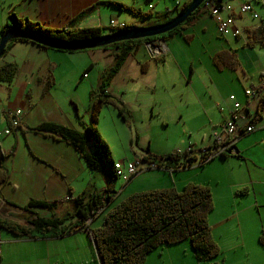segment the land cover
Returning a JSON list of instances; mask_svg holds the SVG:
<instances>
[{
    "label": "crops",
    "instance_id": "crops-1",
    "mask_svg": "<svg viewBox=\"0 0 264 264\" xmlns=\"http://www.w3.org/2000/svg\"><path fill=\"white\" fill-rule=\"evenodd\" d=\"M153 1L0 0V30L12 20V14H16L20 20L39 22L44 27L51 29L100 27L104 33L109 34L112 32L109 25L112 18L125 24L131 18L133 23H130V26L134 27L157 26L174 18L183 10L186 3L184 0H170L164 9H158ZM163 1L167 4V0ZM248 1L259 14L258 18L254 19L251 14H241L240 4ZM175 2L176 6L173 8ZM225 2L231 6V9L224 11L223 14L234 16L243 35L240 37L227 35L226 43L222 45L223 48H226L223 51L233 52L236 59L238 55L241 60H245L247 59V50L255 49L256 45L261 43H255L253 39L257 38L253 37V33L259 28L264 30V13L260 11V9H264V0H225ZM150 5L153 7L150 8ZM131 10L140 12V14H134ZM146 13L147 17L141 15ZM246 16L250 18L249 22H245L248 24L244 23ZM214 30L216 36L217 34L219 36L214 18L204 12L202 17L198 16L194 25L176 35L183 36L190 33L197 37L199 34H206ZM176 35V38L160 39L155 42L165 46L169 53L170 46L167 43L177 39ZM227 38L234 39L236 43L229 44ZM99 49L105 57L110 58V61L106 64L104 71L99 73L97 81L91 83L87 82L91 76L90 71L92 72L94 69L93 66L88 68L91 63L88 57V54L91 53L88 52L90 50L69 52L42 48L28 42H18L0 60L2 64L7 62L18 64V73L11 84L0 81V109L22 110L21 127L15 129L12 134L0 135V154L5 155L3 164L8 171V178L0 183V214L4 217L20 222H24L26 219L24 218L25 211L23 214L21 210L7 203L25 206L32 199L67 200L70 197V190H73L74 196L85 191H89V194L93 196L104 194L105 176L101 173L100 179L104 183L103 181L100 184L95 181L87 183L86 176L89 169L71 145L45 132L31 130L43 122L52 121L80 131L82 128L79 129L76 120L73 119L75 116L78 117L80 112L86 118L84 122L88 124L87 114L90 112V103L87 106L84 103L70 104L67 98L70 99L71 95H65L62 91L73 90L81 85L89 87L91 90L100 83L102 76L115 63V59L111 60V57H114L111 50ZM129 56L120 71L127 64ZM153 57L161 58L158 55ZM147 64L146 67H151L150 62ZM227 69L229 71L237 70V68L233 70L228 67ZM86 70L88 75L82 77ZM190 71L193 73L192 69ZM50 78L54 83L44 92L45 85ZM235 78L240 86L246 87L244 93H240L233 86L228 93L221 94L223 102L218 107L222 113V120H212L213 131L210 132V143L207 146L212 144V132H215L218 126L223 123L227 116V110H230L233 103L230 100L231 95H234L245 106L241 110L244 117L240 121L241 124L250 123L256 115L260 98L249 99L245 95V90L249 87L264 89L260 85L264 82V67L261 64L254 71V64L248 60L247 68L243 70L240 77L236 74ZM56 94L62 95L57 96ZM72 95L73 100L77 102L75 95ZM252 124L255 129L241 136L236 143L239 151L237 156L232 155L206 162L213 163L210 169L211 173L205 176L201 175L199 172L205 168V165L198 162L180 168L172 166L173 168L167 170H147L121 188L115 200L112 201L113 203H109L110 206H115L129 195L140 191L164 189L171 186L182 190L188 182L208 185L214 200V209L209 214V223L212 235L215 234L213 237L221 249L222 264H264V112L262 118ZM7 126L8 121L5 116L0 115V130ZM135 154L137 153L130 148L129 153L121 159L136 158ZM188 171L191 173L189 174ZM67 206L70 207V204L65 203V206H60L51 213L44 211V215L51 216L52 213L63 215ZM16 215L23 216L18 218ZM82 231L86 232V230L78 229L71 234L56 238H32L17 236L0 226V264H50L53 253V244L51 243H55L54 240L62 239L57 241L69 244L71 240L66 237H76L75 235ZM159 249H164V247ZM179 257V254L171 252H161L160 256L163 263L167 260H177L176 258Z\"/></svg>",
    "mask_w": 264,
    "mask_h": 264
},
{
    "label": "trees",
    "instance_id": "trees-1",
    "mask_svg": "<svg viewBox=\"0 0 264 264\" xmlns=\"http://www.w3.org/2000/svg\"><path fill=\"white\" fill-rule=\"evenodd\" d=\"M193 0H187L183 11ZM218 4L223 0H215ZM134 14H140L131 10ZM147 17L146 14H141ZM204 12L202 6L195 10L190 17L164 34L130 39L114 42L108 45L95 47L111 50L115 63L102 76L100 83L90 91V119L91 123L84 126L83 131L73 129L67 125L47 121L30 128L36 132H45L54 138L65 141L71 145L75 151L85 161L88 169L92 172H101L105 177L104 194L93 196L89 191L82 192L74 196L73 190H70V197L67 200H39L32 199L25 206H20L24 211L29 212V217L25 223L9 220L0 216V226L17 236L24 237H60L71 234L81 229L86 230L93 245L99 264H144L147 256L156 248L162 245H174L184 240H189L193 253L198 261H209L221 254V249L212 235V228L209 223V214L214 209V200L211 189L208 185L196 182H188L182 190L174 186L164 189H153L136 192L123 199L115 206H110L115 200L118 191L115 189L117 179L114 169V158L109 144L100 134L97 127L99 116L103 105H114L119 109V113L125 119L122 102L107 92L106 86L113 75L122 68L127 57L141 45L155 41L167 40L180 34L190 26L194 25L198 16L202 17ZM170 20V19H169ZM22 27L43 35L67 40H89L104 37L109 34L104 33L100 27H78L74 29H51L44 27L39 22L30 20H20L16 14H12V20L0 30V37L10 28ZM130 28H143L126 25L119 31ZM262 29H257L253 37L256 42L264 43L261 35ZM18 42H28L36 44L42 48L57 49L61 51L80 52L94 48H83L76 50H65L43 45L28 39L17 38L11 40L1 57V59ZM254 43V42H253ZM251 44V43H250ZM113 47V48H109ZM0 59V60H1ZM216 64L219 67L227 66L236 69L237 59L234 54H228V51H220L216 56ZM18 73V64L7 62L0 65V81L11 84ZM87 71L82 74L84 77ZM53 79L50 78L45 85L46 92L52 85ZM232 105L230 106V109ZM222 109V108H221ZM243 110V109H241ZM227 110V116H229ZM264 112V92L258 104V109L254 119L249 124L261 119ZM92 143L95 152L88 151V144ZM1 153V150H0ZM225 155L221 157L224 158ZM237 156V155H236ZM5 155L0 154V183L8 178V171L4 167L3 161ZM144 159L158 164V167L179 168L181 155L178 153H169L166 155H156L146 148ZM104 160V161H103ZM110 163L111 177L106 174V165ZM189 165L192 159L186 160ZM185 165V164H184ZM70 204L63 211V215L41 216L33 209L56 211L60 206ZM110 203V204H109ZM113 203V202H112ZM15 205V204H14ZM17 206V205H16ZM19 207V206H18ZM103 217L101 225L95 224L98 218ZM89 220H91L89 222ZM210 264H221L210 262Z\"/></svg>",
    "mask_w": 264,
    "mask_h": 264
},
{
    "label": "rangeland",
    "instance_id": "rangeland-1",
    "mask_svg": "<svg viewBox=\"0 0 264 264\" xmlns=\"http://www.w3.org/2000/svg\"><path fill=\"white\" fill-rule=\"evenodd\" d=\"M153 3L158 9H164L170 0H167V4L163 0H154ZM175 6L176 2L173 4V8ZM260 11L264 13V9H260ZM127 21L128 25L133 23L131 18ZM249 21L250 18L246 16L244 23ZM189 35L191 36L189 37ZM176 36L177 39L167 43L170 46L169 53H165V56H161V58L153 57L156 54L152 55L145 44L135 53L133 51L122 71L118 75H113V78L107 83V91H110L109 94L122 102L121 105L126 115L124 119L116 106L104 104L97 123L100 134L111 147L114 159H121L129 153L130 148L140 155L135 154V157L140 158L145 155V150L148 147L153 154L164 155L175 152L183 153L189 147L199 150L207 146L210 143V132L213 131L212 120H222V113L218 107L223 102L221 94L228 93L233 86L240 93H244L246 87L240 86L235 77L236 74L240 77L243 70L247 68L248 60L254 64V71L261 64L264 67V44L262 43L257 44L255 49H248L245 60H241L237 55V70L229 71L227 66L222 68L216 64L217 53L226 49L222 46L226 40L220 35L219 37L218 34L216 36L215 30L199 34L197 37L190 33ZM227 39L229 44L236 43L232 38ZM88 52H91L88 54L91 60L88 68L94 67L93 71H90V78L87 79V82L91 83L97 81L99 73L104 71L110 58L105 57L99 48L91 49ZM228 54L235 55L233 52H228ZM112 59L114 57H111ZM149 62L151 67H146ZM191 69L193 73L190 71ZM90 91L89 87L81 85L79 88L62 92L65 95H71L70 99L67 98L70 104L84 103L87 106L91 103ZM72 94L75 95L77 102L73 100ZM56 95L61 96L62 94ZM82 115L83 113L80 112L78 117L73 118L79 129L82 128L80 131H83L84 126L91 123L90 113L87 114L88 124L84 122L86 118ZM88 151L95 152L92 143L88 144ZM104 165H106L105 175L111 177V162H104ZM204 165V169L198 168L202 169L199 173L203 176L211 173L210 169L213 163ZM88 171L87 183L95 181L100 184L103 181L100 179L101 172ZM188 173L190 174L191 171ZM125 185L123 180L118 179L115 189L120 191ZM33 211L36 213L40 211L39 215L41 216H46L44 211L51 213L49 210L42 209H33ZM29 214L25 211L24 218L27 219ZM102 219L103 217L97 219L98 225H101ZM213 235L215 237L214 233ZM75 236L66 237L71 240L69 244L57 241L62 239L54 240L55 243H51L53 244V253L50 264H99L87 232L82 231ZM163 247L164 249H159ZM161 252L179 254L180 257L176 258L179 261L167 260L163 263L160 258ZM147 257L144 264H210V262L222 264L223 261L222 255L209 261H198L189 240L174 245H162Z\"/></svg>",
    "mask_w": 264,
    "mask_h": 264
},
{
    "label": "built area",
    "instance_id": "built-area-1",
    "mask_svg": "<svg viewBox=\"0 0 264 264\" xmlns=\"http://www.w3.org/2000/svg\"><path fill=\"white\" fill-rule=\"evenodd\" d=\"M152 7V6H151ZM204 8L210 13L217 23L218 32L222 36L228 34L234 37L242 35V30L236 25L235 18L231 14L224 15V11H229L231 6L226 3H217L215 0H207L204 3ZM241 14H251L253 18H258V13L253 9L250 2L240 4ZM113 25H116L114 21H111ZM120 26H123L121 24ZM156 49V48H155ZM261 87L264 88V83ZM247 97H253L259 95L260 92L256 89H247L245 91ZM233 102L232 108L229 111V116L226 117L223 125L213 133V145L207 148H203L201 151L205 160H210L215 157H221L222 155H234L238 153L236 143L240 136L245 133L251 132L254 128L252 126L241 125L240 121L244 118L239 114L241 109V103L234 95L230 96ZM21 110L7 111L6 115L10 120L11 128H16L20 121ZM11 128H6L0 134H9ZM188 154L193 155L192 149H188ZM158 165L153 162H145L142 158H138L132 161L119 160L115 162L116 175L128 182L132 177L136 176L145 169H157Z\"/></svg>",
    "mask_w": 264,
    "mask_h": 264
},
{
    "label": "water",
    "instance_id": "water-1",
    "mask_svg": "<svg viewBox=\"0 0 264 264\" xmlns=\"http://www.w3.org/2000/svg\"><path fill=\"white\" fill-rule=\"evenodd\" d=\"M205 0H193L190 5L172 20L149 28H133L126 29L114 34L106 35L100 38H94L89 40H67V39H58L56 37L43 35L39 32H34L32 30L14 27L10 28L2 34L0 37V58L2 57L7 44L17 38L28 39L43 45L50 47L65 49V50H76L83 48H95L104 45H108L118 41L130 40V39H139L155 35L164 34L174 28H177L180 24L185 22L190 15L197 10Z\"/></svg>",
    "mask_w": 264,
    "mask_h": 264
},
{
    "label": "clouds",
    "instance_id": "clouds-1",
    "mask_svg": "<svg viewBox=\"0 0 264 264\" xmlns=\"http://www.w3.org/2000/svg\"><path fill=\"white\" fill-rule=\"evenodd\" d=\"M205 1H207V0H205ZM205 1L201 4V6H202V11L203 12H207V14H209L210 15V13L204 8V3H205ZM248 2H250V1H248ZM221 3H226L225 2V0H223ZM243 3H245V2H243ZM251 3V2H250ZM153 7V5H150V8H152ZM183 11V10H182ZM181 11V12H182ZM178 15V14H177ZM176 15V16H177ZM259 15V14H258ZM211 16V15H210ZM252 16V15H251ZM212 17V16H211ZM253 17V16H252ZM213 18V17H212ZM173 19V18H172ZM171 19V20H172ZM254 19H256V18H254ZM215 20V19H214ZM111 21H114L115 23H116V25H113L112 23H111ZM170 21V20H169ZM168 22V21H167ZM216 22V21H215ZM121 24H123V26H120ZM217 24V23H216ZM110 28H112L111 29V31L112 32H114V33H117V32H120L119 31V29L120 28H123V27H125L127 24H125V23H120V22H117V20L116 19H114V18H112L111 20H110ZM161 25V24H160ZM237 25V24H236ZM158 26V25H157ZM153 27V26H152ZM239 27V26H238ZM146 28H149V27H146ZM130 29H133V28H130ZM126 30V29H125ZM217 30H218V28H217ZM123 31V30H122ZM219 33V32H218ZM220 35V34H219ZM228 35H230V34H228ZM243 35V34H242ZM242 35H240V36H242ZM221 37H223V38H226V36H222V35H220ZM233 36V35H232ZM240 36H237V37H240ZM234 37V36H233ZM261 38H262V40H264V30L262 31V35H261ZM161 40H163V39H161ZM256 43H260V42H256ZM144 45V44H143ZM145 45H146V47H147V49L152 53V54H156V55H158V56H164L165 55V53L167 52V49L165 48V46L163 47V45H161V44H158L157 42H155V41H151V42H147V43H145ZM142 46V45H141ZM156 48V49H155ZM264 83V82H263ZM260 85H262V83L260 84ZM254 89H256V87H253ZM253 88H249V89H253ZM247 90V89H246ZM245 90V91H246ZM257 90V89H256ZM108 92V91H107ZM246 95V94H245ZM254 97H259V98H261V95L259 94V95H255V96H253V97H248L249 99H251V98H254ZM231 100V99H230ZM238 100V99H237ZM239 101V100H238ZM240 102V101H239ZM241 103V102H240ZM232 105H233V103H232ZM9 110H11V111H14V110H21V109H14V108H5V109H0V115H4L5 116V118H6V120L8 121V126L6 127V128H11V125H10V120H9V118H8V116L6 115V112L7 111H9ZM239 114L242 116V114H241V109L239 110ZM21 115H22V110H21V114H20V121H19V124H18V126L16 127V128H11V132L9 133V134H12L13 133V131L15 130V129H18V128H20L21 127V125H22V117H21ZM226 119V118H225ZM225 121V120H224ZM224 121H223V123H224ZM223 123L220 125V126H218V128H217V130L223 125ZM241 125H244V126H252L254 129H255V126L253 125V124H249L248 122H246V123H243V124H241ZM5 128V129H6ZM5 129H2V130H0V132H3ZM253 129V130H254ZM252 130V131H253ZM251 131V132H252ZM213 133L214 132H212V144L211 145H209V146H205V147H203V148H207V147H210V146H212L213 145ZM248 133H250V132H248ZM248 133H245V134H243V135H246V134H248ZM9 134H0V135H2V136H5V135H9ZM242 135V136H243ZM241 137V136H240ZM239 137V138H240ZM239 140V139H238ZM189 148H191L192 149V153H193V155H189L188 154V150L187 151H185V152H175V153H178L179 155H181V159H180V163H182L183 165H180L179 166V168L180 167H186V166H188L189 165V163H187L186 162V160L187 159H192V163L190 164V166L193 164V163H195V162H198L199 164H205L206 162H208V161H212V160H214V159H217V158H223V157H215V158H212V159H210V160H205V158L203 157V155H202V153H201V151L203 150V148L202 149H199V150H195V149H193L192 147H189ZM238 153H239V151H238ZM234 155H236V154H234ZM238 155V154H237ZM228 156H232V155H225L224 156V158L225 157H228ZM140 158H142L145 162H152V161H147V160H145L144 159V155H142ZM136 159H138V158H136ZM122 160V159H121ZM116 161H119V160H115V162ZM123 161H125V160H123ZM129 161H132V160H129ZM115 162H114V169H115ZM153 163H155V162H153ZM157 164V163H156ZM185 164V165H184ZM158 165V164H157ZM171 168H173V167H168V168H166V167H158L157 169L159 170V169H164V170H167V169H171ZM147 170H156V169H145V170H143L142 172H144V171H147ZM142 172H140V173H142ZM139 173V174H140ZM139 174H137L136 176H138ZM136 176H134V177H132L128 182H125V184L127 185L131 180H133ZM118 179H120L118 176H117V179H116V181L118 180ZM7 203V202H6ZM8 205H10V206H12V207H15V208H17L18 210H21L22 212H23V214H24V210H23V208H21L20 206L18 207V206H16V205H14V204H10V203H7ZM0 216L1 217H3V218H7V219H9V220H14L13 218H9V217H4L3 215H1L0 214ZM23 215H20V217H22ZM19 217V218H20ZM14 221H17V220H14ZM91 220H89V222H90ZM18 222H20V221H18ZM26 222V219H25V221L24 222H20V223H25Z\"/></svg>",
    "mask_w": 264,
    "mask_h": 264
},
{
    "label": "bare ground",
    "instance_id": "bare-ground-1",
    "mask_svg": "<svg viewBox=\"0 0 264 264\" xmlns=\"http://www.w3.org/2000/svg\"><path fill=\"white\" fill-rule=\"evenodd\" d=\"M257 90L260 92V95L263 94V92H264V89H262V90L257 89ZM244 108H245L244 104L241 103V109H244Z\"/></svg>",
    "mask_w": 264,
    "mask_h": 264
}]
</instances>
